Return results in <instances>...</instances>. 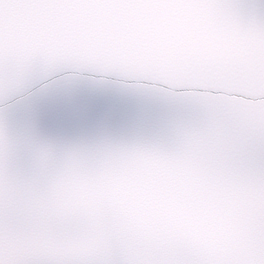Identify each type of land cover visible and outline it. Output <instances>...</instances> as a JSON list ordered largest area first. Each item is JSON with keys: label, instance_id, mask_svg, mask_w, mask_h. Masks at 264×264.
Listing matches in <instances>:
<instances>
[{"label": "snow or ice", "instance_id": "6c2138e0", "mask_svg": "<svg viewBox=\"0 0 264 264\" xmlns=\"http://www.w3.org/2000/svg\"><path fill=\"white\" fill-rule=\"evenodd\" d=\"M0 264H264V0H0Z\"/></svg>", "mask_w": 264, "mask_h": 264}]
</instances>
